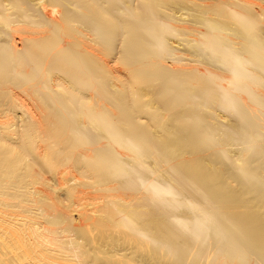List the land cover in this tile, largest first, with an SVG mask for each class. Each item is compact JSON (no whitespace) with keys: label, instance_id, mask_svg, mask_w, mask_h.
Wrapping results in <instances>:
<instances>
[{"label":"bare ground","instance_id":"1","mask_svg":"<svg viewBox=\"0 0 264 264\" xmlns=\"http://www.w3.org/2000/svg\"><path fill=\"white\" fill-rule=\"evenodd\" d=\"M240 188L264 0H0V264H264Z\"/></svg>","mask_w":264,"mask_h":264},{"label":"rangeland","instance_id":"2","mask_svg":"<svg viewBox=\"0 0 264 264\" xmlns=\"http://www.w3.org/2000/svg\"><path fill=\"white\" fill-rule=\"evenodd\" d=\"M239 191L243 193V194L240 193L241 203H246L249 199L255 198L260 203V207L261 208L264 207V195L258 196V197H262L260 200L253 192H250V190H248L247 188H240ZM248 192H250L252 195L247 194ZM249 196H252V198H250ZM263 227H264V220H263Z\"/></svg>","mask_w":264,"mask_h":264}]
</instances>
